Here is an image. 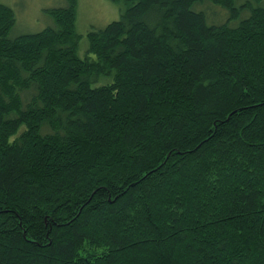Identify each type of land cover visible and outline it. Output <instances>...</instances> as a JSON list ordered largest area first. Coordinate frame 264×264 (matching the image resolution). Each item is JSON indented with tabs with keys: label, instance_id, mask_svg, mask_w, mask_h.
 <instances>
[{
	"label": "trees",
	"instance_id": "obj_1",
	"mask_svg": "<svg viewBox=\"0 0 264 264\" xmlns=\"http://www.w3.org/2000/svg\"><path fill=\"white\" fill-rule=\"evenodd\" d=\"M112 1L0 3V264H264V0Z\"/></svg>",
	"mask_w": 264,
	"mask_h": 264
},
{
	"label": "rangeland",
	"instance_id": "obj_2",
	"mask_svg": "<svg viewBox=\"0 0 264 264\" xmlns=\"http://www.w3.org/2000/svg\"><path fill=\"white\" fill-rule=\"evenodd\" d=\"M0 3L10 7L15 15L10 38L54 26L47 11L66 6V0H0ZM118 18L119 7L112 0H77L75 26L76 33L81 35L79 55L83 57L86 53L88 31L101 29Z\"/></svg>",
	"mask_w": 264,
	"mask_h": 264
}]
</instances>
